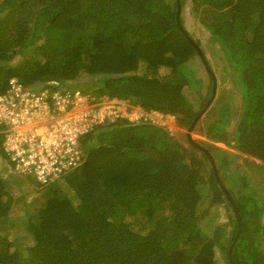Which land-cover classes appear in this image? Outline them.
<instances>
[{
  "label": "trees",
  "instance_id": "16d2710c",
  "mask_svg": "<svg viewBox=\"0 0 264 264\" xmlns=\"http://www.w3.org/2000/svg\"><path fill=\"white\" fill-rule=\"evenodd\" d=\"M190 2L214 41L213 52L223 53L224 70L234 76L241 96L233 143L227 102L219 103L205 135L264 162V0ZM176 9L175 0H0V13L5 11L0 17V94L10 79L26 87L53 81L172 114L186 130L197 112L184 90L204 104L213 76L205 72L209 84L202 96L201 80L188 62L196 57L210 70L211 64L181 34ZM141 63L148 70L144 76L137 73ZM161 69L168 73L160 76ZM82 74L97 79L78 81ZM122 125L96 131L94 144L86 138L92 132L80 139L82 158L70 168L69 180L48 185L44 202L22 221L31 245L0 237V264H264L263 194L249 192L244 179L225 193L209 157L186 134L187 148L177 134L146 122ZM200 144L216 154L218 172L228 166L229 155ZM250 165L259 172L264 192V166ZM205 168L209 175L202 189ZM6 174L0 176V222H6L15 200L8 186L30 194L27 178L20 179L25 175ZM214 187L219 196L213 191L212 198ZM205 192L211 193V204L200 210ZM228 196L238 217L234 213L223 226L210 227L218 217L210 212L231 210ZM125 216L140 221L145 233L134 231Z\"/></svg>",
  "mask_w": 264,
  "mask_h": 264
},
{
  "label": "built area",
  "instance_id": "2783aa9c",
  "mask_svg": "<svg viewBox=\"0 0 264 264\" xmlns=\"http://www.w3.org/2000/svg\"><path fill=\"white\" fill-rule=\"evenodd\" d=\"M124 121L165 127L170 134L174 129L173 117L147 112L107 95L96 98L75 92L71 97L66 92L50 98L48 94L37 96L15 79L9 80L6 91L0 94V126L7 163L17 173L34 175L43 183H51L79 165L80 139L95 126Z\"/></svg>",
  "mask_w": 264,
  "mask_h": 264
},
{
  "label": "rangeland",
  "instance_id": "374dc122",
  "mask_svg": "<svg viewBox=\"0 0 264 264\" xmlns=\"http://www.w3.org/2000/svg\"><path fill=\"white\" fill-rule=\"evenodd\" d=\"M170 1L172 2L174 0H170ZM192 7L193 5H191L190 0H183V5L181 6V15H180L182 19V25L184 26L187 33L191 35V37L194 40L200 41L199 46L201 50L203 51V53L208 58L211 64L213 75L216 78V87H215L216 92H215L214 100L210 103L209 107L203 112V115L201 116L200 120L195 124L194 128L190 132L188 131V129L185 130L182 128L181 131L177 133L176 138H178L179 143L183 144L185 148H187L188 145L185 143V140L182 137L183 134H186V135L189 134L192 141L195 142L196 144H199L200 146H202L200 142H205L207 144H214L217 148H219L220 152H223L221 153L222 155L223 154L229 155L231 158V161L229 162L228 166L222 171H220L218 174L219 177L223 179L222 181H224L223 183L226 186V188L234 190L235 188L239 186L238 185L239 180L244 179V182H246L247 187H248L247 189L249 192L254 191V192L264 195V192L261 191L263 188L261 189L258 184L260 180H262L261 176L259 175V172L256 170V168L250 165L251 163L260 164V165H264V164L260 162L259 160H257L256 158L254 159L253 157L249 155L239 153L231 145L229 146V145H226L225 143H216L212 141L211 139H208L205 135L206 129L217 118V110H218L219 103H224V102H227L231 107L232 120H231L230 129L234 130V127L239 117V112H240V107H241V96L237 91V86L235 84L234 76L230 75L228 72L224 70L225 60L223 61V58H224L223 53L221 52L219 53V55H216L213 52L211 45L214 43V41L210 37L208 32L206 31L205 27L199 23L198 17L195 16L194 12L192 11ZM4 12L5 11L0 13V17L4 14ZM39 44L40 43L36 44L35 47L38 46ZM30 50L31 48L26 50L27 51L26 56L30 55L29 54L31 52ZM188 66H190L191 70L195 72L197 78L201 80V92L200 93L203 96L209 84V79L205 73L206 70L201 64V62L198 61L196 57L192 58L188 62ZM147 72L148 70H147L146 64L141 63L139 65V69L137 73L139 75L144 76L145 74H147ZM167 73H168L167 69H161L159 71L160 76H165ZM96 79L97 77L94 75L92 76V75L82 74L81 77L78 78V81L93 82ZM87 90H90V88H88ZM209 93L210 91H207L206 99ZM184 94L186 95V97H188L189 101L192 102L194 111L197 110V106L199 109L204 110L207 107V104H209V98L203 104V100H201L202 98L200 99L199 97H197L196 94L191 90H188V89L184 90ZM100 95L101 93H98L97 97H99ZM96 137L97 136L94 131L88 137H86L88 139V145L89 143L94 144ZM212 154H214L213 157H216L215 156L216 154L214 152ZM218 155L219 154H217V156ZM200 173H201L200 175L203 176L204 183L202 182V184H200L199 187L203 189L206 187L207 180H208L207 176L209 175V172L205 168V171L203 172L201 170ZM69 174L70 173L63 175L59 183L68 181ZM20 179L26 180V181H29L35 184L33 176L31 175H26V177H21ZM47 188L48 187L44 186L42 189H39V188L37 189V190H42V191L40 192L31 191L30 194L26 195V193L18 192L17 188L13 187L12 185L11 187L8 186V189L10 190V192L13 194V196H15V200L13 201V209L9 211L7 218L5 219L6 222L5 221L0 222V237L11 240V241L14 240L15 243H19L20 241H22V239H24L23 245L25 244L26 246L31 245L32 241L30 237L26 236L22 228L23 227L22 221L25 219L23 214L25 211H27L28 214L33 213V211L40 204L44 202L45 198L43 197L42 192L47 190ZM213 191L214 193H216V197H217L219 193V190H217V187H214L212 189V198L215 197V195H213ZM210 194H211L210 192L204 193L202 200L199 201V203L201 204L199 205V209L200 208L204 209V208H207V206H210L211 204ZM247 195L248 194H245L244 196L247 197ZM247 207L248 209L250 208L249 206ZM168 211L169 210L165 211L166 215L169 214ZM215 213L218 214L217 220L215 222H211L209 226L210 227H215L218 225L223 226L224 224L220 222H223L229 219L228 213H224L219 210L210 212L211 215H214ZM124 220L130 223H133L131 225V228L134 231L145 233L146 227L139 225L138 223L140 221L136 222L134 218L128 217V216H125ZM201 224H200L201 227L205 226V222L202 221ZM225 227H228L227 229H230L229 225Z\"/></svg>",
  "mask_w": 264,
  "mask_h": 264
},
{
  "label": "clouds",
  "instance_id": "9594fccd",
  "mask_svg": "<svg viewBox=\"0 0 264 264\" xmlns=\"http://www.w3.org/2000/svg\"><path fill=\"white\" fill-rule=\"evenodd\" d=\"M176 1V0H175ZM181 5V4H180ZM180 15H181V10H180ZM181 18V17H180ZM184 27V26H183ZM182 27V28H183ZM184 29V28H183ZM185 30V29H184ZM186 31V30H185ZM187 33V32H186ZM190 37V36H189ZM193 41V40H192ZM194 42V41H193ZM198 48L200 49V51L202 52V55H203V51L201 50V48H200V46H198ZM198 55V54H197ZM204 58V57H203ZM204 60H205V58H204ZM205 62H206V60H205ZM202 64V63H201ZM209 67V66H208ZM205 68V67H204ZM210 68V67H209ZM206 69V68H205ZM210 70V69H209ZM207 71V70H206ZM211 71V75L213 76V79H212V81H215V87H216V78L214 77V75H213V72H212V69L210 70ZM208 72V71H207ZM11 80V79H10ZM9 83V82H8ZM21 84V83H20ZM42 83H36V84H33V86H29V87H26V86H23L22 84V87H23V89L24 90H26V91H28L29 93H35L37 96H40L41 94H44L45 96L48 94V96H49V98L53 95V94H55V93H57V95H59V96H62L63 94H65L66 92H69L70 93V96L71 97H73V95H74V93L75 92H78L79 94H81V95H83V96H86V95H90V96H93V97H96V98H98L97 97V95H91L90 94V92H81L79 89H73V90H69V89H66V88H64L63 86H62V84H60V83H56V82H48L46 85H41ZM36 86V87H35ZM52 87H54L55 89H52ZM59 88V89H56V88ZM63 87V88H62ZM38 89V90H37ZM212 91H213V83H212V90H211V95H210V97H209V104H207V107L204 109V110H201V109H199L198 108V106H197V110H195L196 112H197V115L195 116V118L200 114V116H199V118L197 119V121H196V123L200 120V118H201V116L203 115V112L209 107V105H210V103L214 100V98H215V92H216V88L214 89V94H213V96H212ZM101 95H107V96H109L108 94H101ZM100 95V96H101ZM110 97V96H109ZM112 98V97H111ZM114 98H117V97H114ZM54 99V98H53ZM118 99H120V98H118ZM120 100H124V101H128L129 103H131L130 102V100H127V99H120ZM47 102H48V99H47ZM50 103H51V101H49ZM48 102V103H49ZM54 102H55V99H54ZM132 104V103H131ZM133 106H137V107H139L140 109H142V110H144L141 106H139L138 104H132ZM54 109H55V107H54ZM241 109V108H240ZM145 111V110H144ZM149 111H157V110H149ZM148 112V111H147ZM157 112H159V111H157ZM160 113H162V112H160ZM162 114H164V115H169V116H171V117H173V120H174V124H173V126H174V129H173V132L170 134L168 131H167V129H165V127H160V126H157V125H153V124H150V123H146V124H150L151 126H156V127H158V128H160V129H162V130H164L167 134H169V135H176L179 131H181V127L177 124V121H176V118H175V116H173L172 114H167V113H162ZM239 114H240V112H239ZM194 118V119H195ZM239 118V117H238ZM232 120V119H231ZM238 121V120H237ZM193 122V121H192ZM115 124H117V125H128V124H134V123H128V122H126V121H124V122H121V123H112V124H107V125H100V126H95V128H93V130L91 131V132H96V131H98V130H101V129H107V128H109V127H111V128H113V126L115 125ZM137 124H141V122H139V123H137ZM237 124V123H236ZM122 125V126H123ZM231 126V125H230ZM118 128V127H117ZM110 129V128H109ZM189 129V128H188ZM235 129H236V125H235V127H234V130H229V134H230V140L233 142V140H234V138H235ZM2 130H3V126H2ZM90 133V132H89ZM82 138V137H81ZM4 134H2V147H3V151H4V146H3V143H4ZM213 141V140H212ZM214 142H216V141H214ZM216 143H221V142H216ZM199 145V144H198ZM210 145H212V146H214V148H216V149H218L219 150V148H217L214 144H210ZM200 146V145H199ZM200 147H202L204 150H206L208 153H210V155L212 156V158H213V155L211 154V152H209L207 149H205L203 146H200ZM216 149H214L215 151H217ZM200 150V149H199ZM203 151V150H202ZM81 152H83L82 150H81ZM4 153H5V151H4ZM5 161L3 162V161H0V165L2 166V168H3V170H0V176L2 177V176H4L3 175V172H6L7 174H10V175H13V176H15L16 174H17V172L13 169V168H11V166H10V164L9 163H7V161H8V158H7V155H6V153H5ZM255 159V158H254ZM213 160H214V158H213ZM258 160V159H257ZM260 161V160H259ZM260 162H262V161H260ZM263 164H264V162H262ZM214 164H215V162H214ZM264 166V165H263ZM215 167H216V164H215ZM216 171H217V174H219V172H218V169L216 168ZM70 172V170L69 171H66L63 175H65V174H67V173H69ZM6 174V175H7ZM20 174H23V175H30V174H25V173H20ZM62 175V176H63ZM31 176H33V179H34V183L36 184H33V183H31V182H29V181H26V185H27V189H29V191L28 192H31V191H40V190H37L38 188L39 189H42L44 186H48V185H50V184H53V183H55V182H57V181H59L60 179H61V177L59 178V179H57V180H55V181H53V182H51V183H49V182H46V183H43L42 181H39L37 178H35L34 177V175H31ZM219 176V175H218ZM5 177H3V179H4ZM6 178H8V177H6ZM219 179H220V177H219ZM220 182H221V180H220ZM221 184L223 185V187H224V189L226 188V186L224 185V183H222L221 182ZM30 185V186H29ZM37 185H39V186H37ZM227 189V188H226ZM22 193H25V192H22ZM228 198H229V200H230V202H231V210L229 211V212H226L225 211V209H222L223 211L222 212H224V213H228V216H229V214H230V216H232V215H234V213H235V216L236 217H238V213H237V209H236V207H235V205L233 204V200L230 198V196H228ZM24 205H25V203H24ZM219 211H221V210H219ZM26 214V215H25ZM32 214V213H31ZM24 217H27V215H30V214H28L27 213V211H25L24 212ZM226 221H228V220H226ZM226 221H223L222 223H226ZM220 222V221H219ZM23 228V230H24V227H22ZM26 234V233H25ZM26 236H28L27 234H26ZM26 245V244H25Z\"/></svg>",
  "mask_w": 264,
  "mask_h": 264
},
{
  "label": "water",
  "instance_id": "95a60500",
  "mask_svg": "<svg viewBox=\"0 0 264 264\" xmlns=\"http://www.w3.org/2000/svg\"><path fill=\"white\" fill-rule=\"evenodd\" d=\"M176 5H177V9H176V20H177V26L181 32V34L189 41V43L191 45L194 46L198 56L200 57H203L202 55V52L200 51V49L198 48V46H196L194 44V42L192 41V39L187 35L186 31L182 28L181 24H180V10H181V5H180V0H176ZM202 60L205 62L204 58H202ZM206 63V62H205ZM206 70L211 73V71L209 70L208 66L206 65ZM214 89H215V81H213V91H212V96L214 94ZM200 114L193 120V122L191 123V125L189 126V129L188 131L190 132L195 124H196V121L197 119L199 118ZM187 138L188 140L192 143L193 146H195L197 149H200V150H203L205 152V154L209 157L210 159V165L212 167V170H213V173H214V177L217 181V183L219 184V186L225 191L226 193V190L224 189L223 185L221 184L220 182V179H219V176L217 174V171H216V167H215V164H214V160L212 158V156L210 155V153H208L206 150H204L202 147H200L198 144H196L195 142L192 141V139L190 138L189 134H187ZM231 250V249H230Z\"/></svg>",
  "mask_w": 264,
  "mask_h": 264
},
{
  "label": "flooded vegetation",
  "instance_id": "af4514ba",
  "mask_svg": "<svg viewBox=\"0 0 264 264\" xmlns=\"http://www.w3.org/2000/svg\"><path fill=\"white\" fill-rule=\"evenodd\" d=\"M200 151H202V150H200ZM204 152V151H203ZM205 153V152H204Z\"/></svg>",
  "mask_w": 264,
  "mask_h": 264
}]
</instances>
